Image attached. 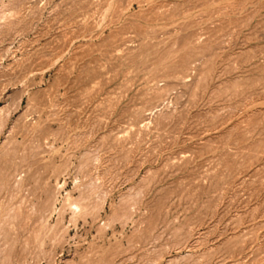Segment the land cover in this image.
<instances>
[{"label":"rangeland","instance_id":"1","mask_svg":"<svg viewBox=\"0 0 264 264\" xmlns=\"http://www.w3.org/2000/svg\"><path fill=\"white\" fill-rule=\"evenodd\" d=\"M0 264H264V0H0Z\"/></svg>","mask_w":264,"mask_h":264}]
</instances>
